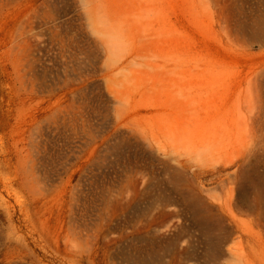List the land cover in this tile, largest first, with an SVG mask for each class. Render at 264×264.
<instances>
[{"label": "rangeland", "instance_id": "obj_1", "mask_svg": "<svg viewBox=\"0 0 264 264\" xmlns=\"http://www.w3.org/2000/svg\"><path fill=\"white\" fill-rule=\"evenodd\" d=\"M0 264H264V0H0Z\"/></svg>", "mask_w": 264, "mask_h": 264}, {"label": "bare ground", "instance_id": "obj_2", "mask_svg": "<svg viewBox=\"0 0 264 264\" xmlns=\"http://www.w3.org/2000/svg\"><path fill=\"white\" fill-rule=\"evenodd\" d=\"M223 241V240H222Z\"/></svg>", "mask_w": 264, "mask_h": 264}]
</instances>
